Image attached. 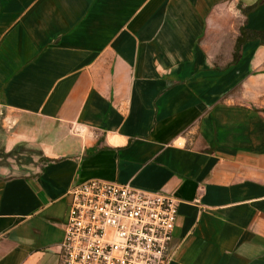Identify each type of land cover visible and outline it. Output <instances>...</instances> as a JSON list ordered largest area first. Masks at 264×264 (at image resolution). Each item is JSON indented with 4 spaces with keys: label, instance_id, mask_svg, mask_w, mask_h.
Here are the masks:
<instances>
[{
    "label": "crops",
    "instance_id": "1",
    "mask_svg": "<svg viewBox=\"0 0 264 264\" xmlns=\"http://www.w3.org/2000/svg\"><path fill=\"white\" fill-rule=\"evenodd\" d=\"M245 30L264 0H0V264H58L90 179L178 201L167 264H264V45L233 61Z\"/></svg>",
    "mask_w": 264,
    "mask_h": 264
},
{
    "label": "built area",
    "instance_id": "2",
    "mask_svg": "<svg viewBox=\"0 0 264 264\" xmlns=\"http://www.w3.org/2000/svg\"><path fill=\"white\" fill-rule=\"evenodd\" d=\"M58 264H167L178 201L90 179L68 191Z\"/></svg>",
    "mask_w": 264,
    "mask_h": 264
},
{
    "label": "trees",
    "instance_id": "3",
    "mask_svg": "<svg viewBox=\"0 0 264 264\" xmlns=\"http://www.w3.org/2000/svg\"><path fill=\"white\" fill-rule=\"evenodd\" d=\"M250 8H247V10H249ZM259 40V42L264 45V31L261 32H254V31H242L240 36L237 38L236 40V44H235V54H234V59L233 61L237 60V53L239 48L241 47V45L247 41V40Z\"/></svg>",
    "mask_w": 264,
    "mask_h": 264
}]
</instances>
